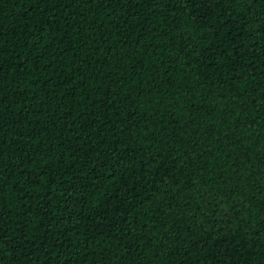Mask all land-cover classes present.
<instances>
[{
    "label": "trees",
    "instance_id": "obj_1",
    "mask_svg": "<svg viewBox=\"0 0 264 264\" xmlns=\"http://www.w3.org/2000/svg\"><path fill=\"white\" fill-rule=\"evenodd\" d=\"M0 264H264V0H0Z\"/></svg>",
    "mask_w": 264,
    "mask_h": 264
}]
</instances>
